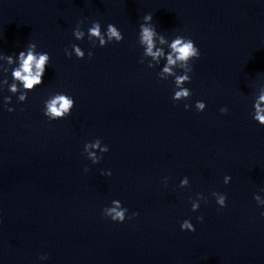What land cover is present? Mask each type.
<instances>
[{
  "label": "clouds",
  "instance_id": "1",
  "mask_svg": "<svg viewBox=\"0 0 264 264\" xmlns=\"http://www.w3.org/2000/svg\"><path fill=\"white\" fill-rule=\"evenodd\" d=\"M152 14H146L143 17V23L139 25L138 42L140 45L145 46L143 49V56L150 57L152 61L159 64L161 58L166 60L163 65L161 72L158 74L159 79L167 80L169 77H173V83L175 85L174 94L172 100L174 102L189 100L192 96V91L185 87V84L191 83V76L189 75L193 69L191 67V62L200 58V50L196 46L195 42L188 37L176 35L171 42L166 41L163 34L158 33L156 26L152 23ZM85 20L77 22L75 29L73 30V36L76 40H83L85 37V31L82 25ZM87 38L92 43L93 47H96V42L98 41L99 47H106L109 43L116 42L120 43L123 41L124 36L122 32L114 25L109 23L106 27V31H102L101 23L99 21H92L91 26L87 29ZM159 40L160 44L168 43L169 51L165 53L163 48L156 47V40ZM72 51L65 49V55L70 59L73 55L78 59L85 58V52L77 44L71 45ZM90 59L93 56V52L89 51L87 53ZM9 65L15 63V67L11 69L12 83L8 85V90L13 94L18 95V102H25L28 99V93L34 91L37 87L43 84V77L47 66L50 62V55L45 51H37L36 43H29L26 49L20 51L18 55L15 54V61L12 55L6 57ZM140 63H144L141 59ZM149 68H152L151 63L148 64ZM182 69V74H178L175 69ZM7 71V70H5ZM3 82L8 83L7 76L4 77ZM12 97H4V105L8 112H13L15 109L7 107L11 103ZM264 92H262L256 103L254 104V114L253 119L257 121L261 126H264ZM75 106V100L73 97L66 93L56 92L51 94L44 101L43 114L47 117L49 121L62 120L71 115L72 109ZM185 110H188L191 105L185 104ZM206 108V103L204 101H196L195 109L198 112H203ZM227 108H221L220 112L222 114L227 113ZM102 142L99 138L94 141L88 142L84 146V152L87 154V158L92 161L93 164L99 163L103 156H97L95 151H89V149H98L101 153H106L109 151L107 145L101 146ZM88 169L86 168L85 171ZM111 175V172L106 173ZM231 177H224V184L230 183ZM165 183H167V178H165ZM189 186V179L185 176L180 181V188ZM212 195L216 198L217 205L220 208L227 206V196L226 194L213 192ZM256 201L259 200L258 196H254ZM205 200L206 197L202 193L197 194V198L192 200L190 198V203L192 205V211H197L200 207V201ZM111 207H106L103 209V214L110 218L113 222L123 223L126 219H131L138 213H133L132 217L127 216L128 209L123 207L121 201L113 200L111 202ZM264 215V213H262ZM198 220H203V217H197ZM181 230H186L189 232H195V226L190 220H184L181 223ZM41 259H47V256H42Z\"/></svg>",
  "mask_w": 264,
  "mask_h": 264
}]
</instances>
